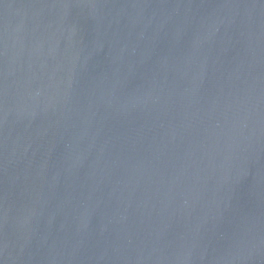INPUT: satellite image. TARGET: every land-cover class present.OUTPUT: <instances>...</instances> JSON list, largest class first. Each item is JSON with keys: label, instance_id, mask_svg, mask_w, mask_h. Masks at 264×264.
I'll use <instances>...</instances> for the list:
<instances>
[{"label": "water", "instance_id": "1", "mask_svg": "<svg viewBox=\"0 0 264 264\" xmlns=\"http://www.w3.org/2000/svg\"><path fill=\"white\" fill-rule=\"evenodd\" d=\"M0 264H264V0H0Z\"/></svg>", "mask_w": 264, "mask_h": 264}]
</instances>
